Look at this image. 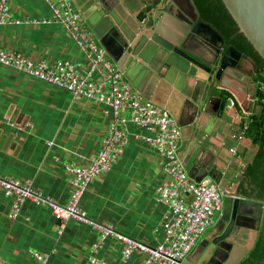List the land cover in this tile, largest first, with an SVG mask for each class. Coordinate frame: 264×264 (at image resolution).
<instances>
[{
	"label": "crops",
	"instance_id": "obj_1",
	"mask_svg": "<svg viewBox=\"0 0 264 264\" xmlns=\"http://www.w3.org/2000/svg\"><path fill=\"white\" fill-rule=\"evenodd\" d=\"M72 2L131 87L166 109L180 131L186 127L188 132L181 133L178 149L181 163L188 159L184 170L194 174L196 162L212 166L222 176L220 186L235 191L248 165L246 159L253 154L250 144L242 140L247 138L244 125L264 114L259 91L260 75L264 81V74L248 76L230 61L220 69L218 61L214 62L217 52L212 50L213 42L208 40L213 37L203 27L195 29L193 23H182L186 30L194 27L198 33L187 40L190 52L185 54L190 59L185 58L173 43L147 30L150 24L143 0ZM176 5L174 12L189 20L185 1L176 0ZM8 11L20 23L0 27L1 50L47 63L69 61L81 71L87 68L86 54L53 21L45 0H9ZM142 14L144 18L138 19ZM242 68L251 70L245 64ZM212 86L228 98L226 108L211 100L202 108ZM255 104L260 106L259 115L254 113ZM121 116L126 119L127 142L110 169L88 185L80 206L88 219L111 224L118 234L154 248L164 243L168 209L158 201L157 189L167 180L165 161L143 140L154 133L130 122L127 109ZM112 122L110 108L76 99L63 89L0 66V176L28 182L43 196L65 205L72 191L66 165H88ZM13 201L0 190V259L5 263L36 264L33 252L46 256L47 264H91V258L104 264L143 261L138 250L123 258L119 240L109 237L100 241L99 233L89 226L74 220L62 224L48 208L29 201L22 203L11 220L8 215ZM223 209L222 202L215 221ZM226 211L229 217L230 203ZM208 231L201 239L211 234ZM201 239L184 262L199 264L201 259L192 258V253Z\"/></svg>",
	"mask_w": 264,
	"mask_h": 264
},
{
	"label": "built area",
	"instance_id": "obj_2",
	"mask_svg": "<svg viewBox=\"0 0 264 264\" xmlns=\"http://www.w3.org/2000/svg\"><path fill=\"white\" fill-rule=\"evenodd\" d=\"M53 21L60 24L67 35L86 54L87 68L82 71L69 61L47 63L30 59L20 53L0 49V66L11 68L29 77L63 89L76 99L88 100L111 109L113 122L101 141L99 151L86 166L66 165L72 191L68 202L59 205L36 191L28 182L0 176V190L13 197L9 219L17 217L22 203L29 201L46 207L60 223L70 220L80 222L97 231L100 241L106 238L119 240L123 245L122 257L128 258L133 251L143 254L141 264H183L201 237L214 225L221 209L222 194L210 178L193 181L184 170L178 157L181 131L172 115L164 108L144 99L125 79L122 71L109 58L93 32L83 23L72 0H45ZM9 0H0V27L19 24L8 11ZM98 75L94 80L93 76ZM264 81L259 91L263 92ZM264 112V98L261 99ZM127 109L129 120L141 129L154 133L144 138L164 159L163 170L167 176L157 189L158 201L167 207L163 223L164 243L154 248L118 234L113 225L98 223L87 218L80 206L88 185L107 172L114 164L127 142L126 119L121 111ZM248 125H244L247 129ZM185 197H190L186 200ZM36 264H47V257L33 252ZM91 264H104L93 258ZM0 264L5 263L0 259Z\"/></svg>",
	"mask_w": 264,
	"mask_h": 264
},
{
	"label": "water",
	"instance_id": "obj_3",
	"mask_svg": "<svg viewBox=\"0 0 264 264\" xmlns=\"http://www.w3.org/2000/svg\"><path fill=\"white\" fill-rule=\"evenodd\" d=\"M146 3L145 16L149 20V26L147 30L154 36H159L170 43H173L175 51L185 58L190 59L185 52H190L186 47L187 40L192 39V35L198 34L195 29L205 28L213 39L209 41L213 42L212 50L217 52L214 62L218 61L220 69L224 68L223 63L230 61V65L241 70L248 76L258 74L259 69L255 63L245 54L241 53L232 45H226L225 39L220 31L209 22L205 21L198 11L193 0L185 1L189 13L185 14L189 20H183V18L174 12L176 0H165L161 3V0H143ZM225 10L238 28V32L248 41L253 50L261 58L264 63V0H220ZM177 7V5H176ZM138 19L144 18V14L137 17ZM182 23L190 26L191 23L195 24L192 30H186ZM193 24L191 26H193ZM182 37L181 43L179 40ZM185 39V40H183ZM205 39V38H204ZM100 42V41H99ZM102 43V41L100 42ZM179 43V44H178ZM216 44V45H215ZM219 48V50H217ZM115 61V59H113ZM211 63H209L210 65ZM242 64L248 66L251 70L242 68ZM218 76L214 78L217 79ZM213 78V77H212ZM211 81V76L208 82ZM205 96V94H204ZM206 99L202 104V108L205 102L210 100L218 101L220 107L226 108L228 98H226L216 86H212L206 93ZM204 99V97H203ZM256 115L260 113L259 104H255ZM182 135L188 131L186 127H182ZM189 128V127H188ZM182 136V139H183ZM243 143L250 144L253 149L250 159H246V163L253 162L259 148L253 144L247 137L243 138ZM242 147V146H241ZM197 157L195 158V162ZM183 167L187 168L188 159L185 163L182 162ZM193 167L197 171L193 174V171H187V175L195 182H199L204 178H210L213 180L223 197V209L222 215L211 229V234L207 237L204 236L198 243L196 249L192 253V258L197 256V260L201 259L199 264H239L252 250L255 245L258 230L261 224L262 211L264 210V204L262 202L248 199L240 194V188H245V182L243 177L239 180L235 191H231L228 187L220 186L222 176L220 172L209 165H203L198 162L193 163ZM230 203L231 211L228 217L226 211V204ZM203 256V258H202ZM196 262H194L195 264ZM183 264H188L184 262Z\"/></svg>",
	"mask_w": 264,
	"mask_h": 264
},
{
	"label": "trees",
	"instance_id": "obj_4",
	"mask_svg": "<svg viewBox=\"0 0 264 264\" xmlns=\"http://www.w3.org/2000/svg\"><path fill=\"white\" fill-rule=\"evenodd\" d=\"M203 19L217 27L226 44L234 46L248 56L264 74V63L250 46L248 41L238 32V28L225 10L220 0H193ZM217 24V25H216ZM220 28H219V27ZM261 81L263 77L260 75ZM264 98V90L261 99ZM264 113V112H263ZM245 135L258 146L259 150L252 163L246 165L243 172L245 188H240V194L248 199L264 204V114L254 116L244 131ZM239 264H264V210L254 247Z\"/></svg>",
	"mask_w": 264,
	"mask_h": 264
},
{
	"label": "flooded vegetation",
	"instance_id": "obj_5",
	"mask_svg": "<svg viewBox=\"0 0 264 264\" xmlns=\"http://www.w3.org/2000/svg\"><path fill=\"white\" fill-rule=\"evenodd\" d=\"M215 223H216V221H215ZM215 223H214V224H215ZM213 226H214V225H213ZM213 226H212V227H213ZM212 227H211V228L209 229V231H208L209 234L211 233V229H212Z\"/></svg>",
	"mask_w": 264,
	"mask_h": 264
}]
</instances>
